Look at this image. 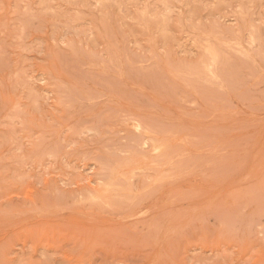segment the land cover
Here are the masks:
<instances>
[{
    "label": "rangeland",
    "instance_id": "374dc122",
    "mask_svg": "<svg viewBox=\"0 0 264 264\" xmlns=\"http://www.w3.org/2000/svg\"><path fill=\"white\" fill-rule=\"evenodd\" d=\"M0 264H264V0H0Z\"/></svg>",
    "mask_w": 264,
    "mask_h": 264
}]
</instances>
